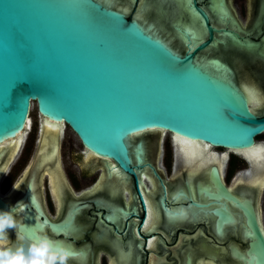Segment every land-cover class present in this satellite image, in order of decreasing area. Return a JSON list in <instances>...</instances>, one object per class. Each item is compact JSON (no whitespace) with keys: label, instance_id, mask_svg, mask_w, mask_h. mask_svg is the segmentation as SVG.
Masks as SVG:
<instances>
[{"label":"flooded vegetation","instance_id":"1","mask_svg":"<svg viewBox=\"0 0 264 264\" xmlns=\"http://www.w3.org/2000/svg\"><path fill=\"white\" fill-rule=\"evenodd\" d=\"M100 1L129 20L154 24L182 53H211L232 70L250 112L264 119V0H243V14L234 7L241 0H191L203 37L187 43L177 26L192 21L175 0ZM196 7L220 30L199 51L209 35ZM233 35L260 47H239ZM246 88L261 96L255 106ZM135 135L128 145L132 172L38 112L30 127L0 142V200L5 211L26 205L16 213L26 225L20 234L27 241L47 235L55 247L68 248L74 255L68 264H264V130L247 148L182 144L161 130ZM8 236L17 243L14 229Z\"/></svg>","mask_w":264,"mask_h":264},{"label":"water","instance_id":"2","mask_svg":"<svg viewBox=\"0 0 264 264\" xmlns=\"http://www.w3.org/2000/svg\"><path fill=\"white\" fill-rule=\"evenodd\" d=\"M195 10L209 35L199 51L220 30ZM146 27L100 0H0V142L27 127L36 103L39 115L67 125L88 150L129 172L130 138L149 130L222 147L253 145L264 119L250 112L238 86ZM232 38L239 47H260Z\"/></svg>","mask_w":264,"mask_h":264},{"label":"clouds","instance_id":"3","mask_svg":"<svg viewBox=\"0 0 264 264\" xmlns=\"http://www.w3.org/2000/svg\"><path fill=\"white\" fill-rule=\"evenodd\" d=\"M14 189H19V184H13ZM21 206L11 211H0V264H68L74 258L73 253L64 247L57 248L54 242L47 236H41L37 240L27 241L20 234V229L26 225L16 218V213ZM16 231V244H11L8 230Z\"/></svg>","mask_w":264,"mask_h":264},{"label":"bare ground","instance_id":"4","mask_svg":"<svg viewBox=\"0 0 264 264\" xmlns=\"http://www.w3.org/2000/svg\"><path fill=\"white\" fill-rule=\"evenodd\" d=\"M174 2H175L176 5L181 6L182 8H184V10H186L188 12L189 17L191 18V21H192V25L191 24L190 25L187 24V25H183V26L182 25L181 26H177V32H178V35L181 38V40L184 43H187L188 39L191 40L192 42H194V41H196L197 38L203 37V33H202L203 25L200 26V27L196 26L197 22L199 21V17L197 16V14H195V12L190 7L191 6V0H175ZM106 5L107 6H111V3L109 1H107ZM214 5H215L214 11L216 12V14L222 19L223 22L228 23L229 22L228 21L229 20V15H228L227 11L225 10V8L222 5L219 6L217 3H215ZM146 28H147V30H150L151 33H153V34L155 33V35L158 36V34H157L156 30H155L154 24L150 23ZM223 40L224 39H222L221 41H223ZM216 43H215V45H216ZM200 64H201V66L204 69H206L208 72H210L214 76H217V77L222 78L224 80H229V81L231 80L232 81L231 74H229L227 69H226V67L222 66L221 64H219V62H217V61L216 62L209 61L207 59V56H202L200 58ZM246 89H247V91L249 93V97L251 98L252 104L255 106L258 103V100L260 101L261 98L260 99H258V98L261 97V96H259L257 98V96L255 94V91H254V88H253L254 93L251 92L250 89H248V88H246ZM46 123H48V122H46ZM30 124H31V119L29 118L27 127H30ZM48 129H50V128H48ZM54 130H56V129L54 128ZM175 141H178V140L175 139L174 142ZM183 141H185V139L180 140L179 142L182 143V144H185ZM190 144H191V141H190V143H187V145H190Z\"/></svg>","mask_w":264,"mask_h":264},{"label":"rangeland","instance_id":"5","mask_svg":"<svg viewBox=\"0 0 264 264\" xmlns=\"http://www.w3.org/2000/svg\"><path fill=\"white\" fill-rule=\"evenodd\" d=\"M244 1L243 0H241L239 3L237 2L236 3V5L234 6V7H237V9H239L240 11H241V13L243 12V9H244ZM243 14V13H242ZM245 17H244V15L243 16H241V19H244ZM239 64H241L242 65V63H241V61L239 60V59H236L235 61H234V65H239ZM254 66H256V61L254 60V59H251V58H249V67H251V68H249V69H253L254 68ZM253 67V68H252ZM259 68V65H257V67H256V69H258ZM255 69V68H254ZM252 74V76H251V78H253V77H256L255 75H254V71L252 70V71H250L249 72V74ZM250 74V75H251ZM36 114H37V109H36V103H33L32 104V107H31V112H30V115H31V117H30V119L32 118H34L35 116H36Z\"/></svg>","mask_w":264,"mask_h":264},{"label":"snow or ice","instance_id":"6","mask_svg":"<svg viewBox=\"0 0 264 264\" xmlns=\"http://www.w3.org/2000/svg\"><path fill=\"white\" fill-rule=\"evenodd\" d=\"M47 127H51V125H46ZM185 144H187V143H190V141H187V140H185V141H183ZM246 155H249V156H251L252 154L251 153H246Z\"/></svg>","mask_w":264,"mask_h":264}]
</instances>
